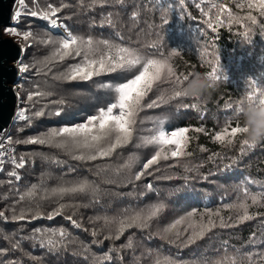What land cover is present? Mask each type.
<instances>
[{
  "label": "trees",
  "instance_id": "obj_1",
  "mask_svg": "<svg viewBox=\"0 0 264 264\" xmlns=\"http://www.w3.org/2000/svg\"><path fill=\"white\" fill-rule=\"evenodd\" d=\"M249 0H25V6L11 29L31 32L30 40L15 37L22 47L18 82V108L8 131L13 141L42 135L52 128L72 126L95 115L114 99L107 85H117L138 74L140 67L131 71L117 70L101 74L88 81L65 82L52 79L64 72L79 58H66L54 63L47 76L39 74L40 61L49 57L65 34L55 29L40 16L30 11H47L51 5L60 9L54 19L68 32L91 37L94 41L108 40L121 46L137 49L145 57L165 59L177 73H203L217 67L225 78L216 81L218 87L206 100L178 97L160 103L161 95H172L173 80L164 79L154 85L145 97L137 115L133 138L111 157L96 161H78L53 148L23 143L12 146L16 157H26L25 167L14 169L12 163L0 171V264H155L158 258L167 257L174 264H205L231 257L236 264H249L248 254L264 252V143L239 151L243 139L237 135L231 145L214 140L226 123V105L249 90V83L264 88V16L258 9L239 8ZM224 4L233 16L251 14L255 23L242 20L229 23L221 13L222 24L216 25L211 4ZM208 12L207 15L204 13ZM111 23H108V20ZM212 21L213 27H209ZM51 38V43L41 41ZM103 49V45H99ZM173 53H176L173 55ZM203 53V55H201ZM218 60V64H217ZM50 89L55 95L41 103L30 102L27 96L37 87ZM258 94V93H257ZM62 99L58 105L52 101ZM157 101L153 107L150 103ZM193 104L196 107H193ZM43 108L44 114L34 112ZM20 111L30 119L21 120ZM60 111V115H56ZM165 120L166 130L203 128V132L189 131L187 155L161 159L144 172L139 181L134 175L143 170V164L154 155L157 146L145 145L141 138L153 134L156 122ZM52 159L45 160L43 156ZM134 157L131 170L116 174V169ZM107 169V171H102ZM187 169V170H186ZM15 170L17 179L9 173ZM80 180L95 182L99 193L69 195L59 200L69 205L64 214L47 218L16 221L13 207H20L18 199L32 185L53 189L58 185ZM108 181H112L111 183ZM257 198L253 204L251 197ZM163 203L158 216L144 229L131 228L115 240L106 239L109 231L102 228L103 217H121L152 205ZM241 203L248 205L253 217L241 222ZM57 206V198L43 201L45 213ZM195 211L192 219L214 226L202 239L187 243L180 226L181 237L176 240L164 229L177 219L186 218ZM71 216L79 227L73 226ZM223 222V227L221 226ZM65 229L68 236L57 248L42 247L32 239L38 230ZM97 235L93 236L92 233ZM129 240L132 248H127ZM19 247H13L14 244ZM109 257L104 260L103 257Z\"/></svg>",
  "mask_w": 264,
  "mask_h": 264
},
{
  "label": "snow or ice",
  "instance_id": "obj_2",
  "mask_svg": "<svg viewBox=\"0 0 264 264\" xmlns=\"http://www.w3.org/2000/svg\"><path fill=\"white\" fill-rule=\"evenodd\" d=\"M97 2V0H93ZM102 2V0H101ZM20 9L25 6V0H18ZM239 8L258 9L261 16H264V0H249L247 4L237 5ZM212 9H217L214 14L215 24L218 26L223 23L220 16L221 13L226 14L229 23L239 24L242 20L255 23L256 17L249 14L246 17L233 16L231 12L226 11L224 4H211ZM60 9L48 6L47 11H30L28 14L32 16H40L42 19L48 21L51 25H57V20L54 17ZM205 15L208 12L204 13ZM21 15V11L18 10L13 19L16 20ZM111 23L109 19L107 21ZM209 27H213L212 21H209ZM10 35L21 36L25 41L30 40L32 33L25 32L20 33L15 29L6 30ZM44 44L51 43V38L41 41ZM103 45V49L99 47ZM176 53H173L175 55ZM203 55V53H201ZM79 58L77 63L68 67V69L61 73L52 75V79L72 82V81H88L95 76L103 74H109L116 72L117 70L131 71L137 66L140 67L138 74L134 77L127 79L115 86L107 85L114 92V99L106 107H101L97 110L95 115H90L87 119L79 124L72 126H64L60 128H52L42 135H36L28 137L23 140L13 141L11 136L0 138V165L4 162V157L7 155L8 159L14 165V169H21L25 167L26 157L20 156L17 158L12 155L14 148L12 145L26 144V145H40L48 148H53L61 151L65 154H70L72 159L78 161H96L97 159L108 158L116 152L117 149L127 145L133 138L134 126L137 122V115L143 107V101L145 97L152 91L154 85L161 82L164 79L173 80L177 84H182L185 78H190L191 74L185 73L183 76L177 73L175 67L166 61L165 59L156 57H145L139 50L129 47L121 46L108 40L94 41L91 37L85 38L75 35L70 31L58 42V46L52 51L49 57L40 61L41 67L37 69L39 74L47 76L52 72V65L56 62H62L66 58ZM217 60V64H218ZM28 65H21L20 71H28ZM205 75L212 81H218L225 79L222 74L218 72L217 67H212L210 71ZM253 88L256 91H253ZM261 88H257L254 82L249 83V90L243 95L237 98L242 100L247 98L249 101L257 99V93ZM55 95L50 89H41L39 86L33 92H31L27 99L30 102L41 103V101L47 100L49 97ZM181 97L179 92H174L167 99L163 95L159 98L160 103H168L169 100ZM195 99V98H193ZM58 105H62L64 101L62 99L52 101ZM157 104V101H153L148 107H153ZM232 104L229 102L226 105L225 126L214 136V140L221 145L225 143L231 145L235 142L237 135L242 136L241 125L239 121H233L230 119L232 116ZM193 107H196L193 104ZM44 114L43 108L34 112L36 117H40ZM56 115H60V111H56ZM18 117L21 120L30 119L25 116L24 111H20ZM165 120L159 119L156 122V126L153 130V134L147 137H142L141 141L145 145L157 146V150L146 163L143 164V170L137 172L134 175V179L139 181L144 175V172L148 170L152 165L157 164L161 159L168 160L170 158H180L188 153L186 149L189 143V131L203 132V128L189 129L180 128L177 130H166L163 125ZM241 147L239 151L244 153L248 149L254 148L256 145L249 144L246 140L241 139ZM45 160H50L52 157L43 156ZM134 163V157L130 156L123 165L119 166L115 171L119 175L123 170H131ZM187 170V169H186ZM107 171V169H102ZM10 176H14L19 179V176L15 170L9 173ZM112 182V181H108ZM43 183V182H42ZM41 185H32L25 193L20 194L18 204L20 207H13L12 218L16 221H23L26 219L47 218L49 220L61 216L69 205L60 204L59 200L69 195H92L95 197L99 193V187L95 182L88 180H80L71 184L58 185L53 189H43ZM57 198V206L50 209L45 213L43 208V201L51 198ZM252 203H257L255 196L251 197ZM164 204L152 205L147 209L133 212L131 214L123 215L121 217H103L102 228H106L109 231V235L106 239H119L127 229L139 228L144 229L149 227L150 221L156 218ZM239 207L243 210V215L240 216V221L250 220L251 217L248 214V205L241 203ZM196 216V212L192 211L188 213L186 218L177 219L173 224L164 229L166 235L173 236L176 240L181 237L180 226L186 224L183 232L190 233L187 235V243H195L198 239L204 238L205 234L211 231L214 226L211 219L207 222H196L192 217ZM0 217H5V212L0 211ZM71 220L73 226L79 227L76 220L71 216L66 217ZM223 227V222L221 221ZM93 236L97 235L96 232L92 233ZM68 236L67 230L61 228L56 230H38L32 239L37 240L42 247H48L50 249L57 248L64 244ZM132 241L129 240L125 245L127 248H132ZM13 247H19V244H14ZM102 259L107 260L109 257L105 256ZM249 264H264V252L259 254H248L247 257ZM155 264H174L173 261L165 258H158ZM209 264V262H205ZM211 264H236V260L231 257L221 258L220 260L212 261Z\"/></svg>",
  "mask_w": 264,
  "mask_h": 264
},
{
  "label": "water",
  "instance_id": "obj_3",
  "mask_svg": "<svg viewBox=\"0 0 264 264\" xmlns=\"http://www.w3.org/2000/svg\"><path fill=\"white\" fill-rule=\"evenodd\" d=\"M17 5L18 0H0V135L10 129L18 108L14 85L19 82L22 47L3 36V29L13 25Z\"/></svg>",
  "mask_w": 264,
  "mask_h": 264
},
{
  "label": "clouds",
  "instance_id": "obj_4",
  "mask_svg": "<svg viewBox=\"0 0 264 264\" xmlns=\"http://www.w3.org/2000/svg\"><path fill=\"white\" fill-rule=\"evenodd\" d=\"M168 61L167 58H165ZM218 87L215 81L210 80L203 73H193L190 78H185L182 84L173 81L171 93L179 92L181 97L206 100ZM253 91H256L253 88ZM230 119L239 121L242 137L249 144L264 143V88L257 94V99L249 101L247 98L237 100L232 104Z\"/></svg>",
  "mask_w": 264,
  "mask_h": 264
},
{
  "label": "rangeland",
  "instance_id": "obj_5",
  "mask_svg": "<svg viewBox=\"0 0 264 264\" xmlns=\"http://www.w3.org/2000/svg\"><path fill=\"white\" fill-rule=\"evenodd\" d=\"M19 4L17 5V8H16V12L18 11V9H19ZM53 26V25H52ZM55 29H58V30H60V31H62L65 35L67 34V32H68V30L63 26V25H61V24H59V23H57V26H53ZM12 27H6V28H4L3 29V36L4 37H9V38H11V39H13V40H15V37H17V36H14V35H10L6 30L7 29H11ZM17 42V41H16ZM16 63V62H15ZM18 65H19V68H20V62L19 63H17ZM20 77V76H19ZM14 88L17 90V93H18V85L16 84V85H14ZM17 113V112H16Z\"/></svg>",
  "mask_w": 264,
  "mask_h": 264
},
{
  "label": "built area",
  "instance_id": "obj_6",
  "mask_svg": "<svg viewBox=\"0 0 264 264\" xmlns=\"http://www.w3.org/2000/svg\"><path fill=\"white\" fill-rule=\"evenodd\" d=\"M8 131H9V130H6L5 132H3V133L0 135V138L8 137ZM12 147H13V146H12ZM13 148H14V152L12 153V155L16 156V155H17V154H16V149H15V147H13ZM8 163H11V161L8 159V156L6 155V156L4 157V162H3V164L0 165V171L2 170L3 166H5V165L8 164Z\"/></svg>",
  "mask_w": 264,
  "mask_h": 264
},
{
  "label": "bare ground",
  "instance_id": "obj_7",
  "mask_svg": "<svg viewBox=\"0 0 264 264\" xmlns=\"http://www.w3.org/2000/svg\"><path fill=\"white\" fill-rule=\"evenodd\" d=\"M55 26H57V25H55Z\"/></svg>",
  "mask_w": 264,
  "mask_h": 264
}]
</instances>
